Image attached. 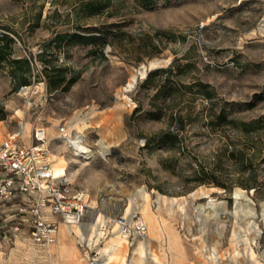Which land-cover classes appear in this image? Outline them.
<instances>
[{
	"label": "rangeland",
	"instance_id": "1",
	"mask_svg": "<svg viewBox=\"0 0 264 264\" xmlns=\"http://www.w3.org/2000/svg\"><path fill=\"white\" fill-rule=\"evenodd\" d=\"M72 33L107 42L57 38ZM2 35L29 71L0 62V142L22 123L33 144L43 127L51 169L65 160L87 208L39 246L12 209L26 197L5 203L0 264H88L78 242L94 220L132 211L147 234L106 264H264V0H0ZM61 127L93 156L74 157Z\"/></svg>",
	"mask_w": 264,
	"mask_h": 264
},
{
	"label": "built area",
	"instance_id": "2",
	"mask_svg": "<svg viewBox=\"0 0 264 264\" xmlns=\"http://www.w3.org/2000/svg\"><path fill=\"white\" fill-rule=\"evenodd\" d=\"M60 132L63 138H71L64 127ZM24 138V126L19 123L17 130L0 142V211H4L5 203L26 197L12 208L17 223L27 228L34 244L51 245L57 240L60 223L82 224L87 195L81 190L72 191L64 174L55 175L51 171L43 127H35L33 144L25 145ZM116 231L126 238L127 244H132L134 239L147 234V227L133 211L113 220L95 219L91 239L78 242L88 264H106L102 243Z\"/></svg>",
	"mask_w": 264,
	"mask_h": 264
},
{
	"label": "bare ground",
	"instance_id": "3",
	"mask_svg": "<svg viewBox=\"0 0 264 264\" xmlns=\"http://www.w3.org/2000/svg\"><path fill=\"white\" fill-rule=\"evenodd\" d=\"M133 83H134V78H132L131 82L128 84L127 87L131 88ZM70 139H72V137L66 139L65 144H66V146H71L72 147V154H73L74 157L81 158L83 160H88V159H90L93 156L92 150L85 144L84 137L81 134L77 133V134L74 135L73 140H70ZM52 158H53L54 164H53V167H52L51 171L55 175L64 174V165L66 164L65 160L63 158H61V157L58 158L55 155H52ZM138 199H139V204L138 205H139V208L142 211V214L145 215V217H146L148 222H151L152 221V217H150L148 215V208L149 207H148L147 195L145 193L141 192L138 195ZM76 230H77L76 231L77 234H79L81 238L85 237L84 234L82 233L81 229L77 228ZM114 234H119L120 238H121V241H119V242L116 241V243L111 244V245L108 246V248L106 250L107 253L105 252V256H106V258H108L107 254L109 255V261H112V259H114V257L115 258L117 257V255H115V251H118L117 249L122 248V243H123V240H124L123 238H125L123 235H121L117 231ZM141 245H142V243L140 242L138 244V246L136 247V249H134V253H132L133 255L138 254L141 257V255L143 254ZM232 261L234 262V264H237L238 259L237 258H233ZM131 264H133L132 260H131Z\"/></svg>",
	"mask_w": 264,
	"mask_h": 264
},
{
	"label": "trees",
	"instance_id": "4",
	"mask_svg": "<svg viewBox=\"0 0 264 264\" xmlns=\"http://www.w3.org/2000/svg\"><path fill=\"white\" fill-rule=\"evenodd\" d=\"M66 38V43L67 45L73 46L77 44H82V45H91V46H96L98 44L103 45L105 42H107V39L104 35H96V34H81V33H72L68 34L65 36H58L57 38ZM0 40L4 41V43H0V62L1 61H6L9 63L11 66H18V70L23 72L29 71V61L26 58H17V59H11L9 55L13 51L12 49V43L13 39L7 35H2L0 36ZM146 45L148 47H151L152 45V37L147 36L146 38ZM150 75V73L147 75V77ZM75 78H73L71 82H73ZM49 87H55L58 84L52 83V81L48 82ZM205 97L209 98L210 94L206 93ZM165 137H176V134H173L171 132L164 133Z\"/></svg>",
	"mask_w": 264,
	"mask_h": 264
},
{
	"label": "crops",
	"instance_id": "5",
	"mask_svg": "<svg viewBox=\"0 0 264 264\" xmlns=\"http://www.w3.org/2000/svg\"><path fill=\"white\" fill-rule=\"evenodd\" d=\"M120 240H121V238L118 237V242H119ZM141 243H142V242H141ZM142 244H143V243H142ZM105 252H106V251H105ZM106 253H107V252H106ZM107 257H108V262H110V261H109V255H108V254H107Z\"/></svg>",
	"mask_w": 264,
	"mask_h": 264
}]
</instances>
